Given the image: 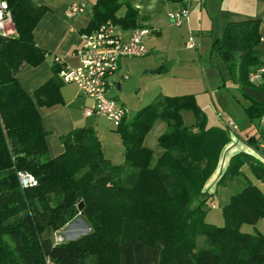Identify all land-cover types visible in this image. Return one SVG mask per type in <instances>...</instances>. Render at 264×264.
Listing matches in <instances>:
<instances>
[{
  "label": "trees",
  "instance_id": "1",
  "mask_svg": "<svg viewBox=\"0 0 264 264\" xmlns=\"http://www.w3.org/2000/svg\"><path fill=\"white\" fill-rule=\"evenodd\" d=\"M0 1L9 7L13 30L0 36V264H264V235L240 232L242 224L264 217V161L244 152L230 159L219 184L245 164L254 182L223 205L222 227L205 223L204 206L213 201L205 185L230 143V130L206 126L193 95H160L131 119L124 115L115 129L124 148L121 165L105 158L92 127L62 136L63 152L49 157L38 107L61 103L60 67L33 97L17 81L24 66L35 67L48 55L33 38L47 9L32 0ZM124 5L97 0L83 33L106 22L132 31L148 28L129 5L118 15ZM259 24H230L213 43L246 102L249 121L264 116V73L250 80L264 68ZM233 51L241 57L234 59ZM184 111L194 115L192 125L184 124ZM157 120L166 131L158 138L163 152L154 159L144 140ZM18 173L30 174L36 185L20 187ZM82 218L89 224L85 234L54 244L57 232Z\"/></svg>",
  "mask_w": 264,
  "mask_h": 264
},
{
  "label": "crops",
  "instance_id": "2",
  "mask_svg": "<svg viewBox=\"0 0 264 264\" xmlns=\"http://www.w3.org/2000/svg\"><path fill=\"white\" fill-rule=\"evenodd\" d=\"M32 1L47 9L33 31V38L37 47L47 51L48 55L42 63L35 67L24 66L17 75L19 86L31 97L37 88L52 78L56 56L68 67L78 65L74 51L82 44L83 31L89 24L93 5L97 0ZM71 3L83 4L85 10L76 19L68 20L65 12ZM126 5L136 11L141 26L152 30V33L143 39L147 54L141 58L148 57L146 61L154 59L156 72L162 74L164 78L167 77L166 85L162 87L164 95H193L202 110L211 108V105L215 108L221 106L223 110L227 109L237 116L239 122L237 128L243 130L244 135L236 133L231 130L232 127L223 123L232 132L230 143L224 148L218 167L204 189L205 193L213 198L211 205H215L214 195L217 192L219 178L222 177L230 159L241 152L258 155L257 145L253 146L252 144L257 139L258 142L264 140V132H260L262 128L259 119L249 121L246 118L243 111L246 102L238 94L237 86L230 81L227 67L214 50L213 43L223 38L228 25L259 20L261 40L257 49L260 59H264V0H188L185 3L179 0H125V5L118 10V15L121 10L122 14L120 15L125 13ZM183 8L188 10V19L180 27H175L168 15ZM120 29L124 38L131 31V29ZM189 41L194 44L193 48L184 47L185 43ZM126 59L131 58L121 59L117 72L126 67ZM123 60L125 61L123 62ZM57 79L60 80L59 76ZM228 84L234 85V93L229 90ZM110 86L109 83V89ZM185 90H190L191 94H183L186 92ZM59 92L61 103L52 107H38L42 126L47 134L48 155L51 158L63 152L61 137L77 128L92 127L96 130L101 143L100 127L95 119L102 116L84 114L85 110L92 106L91 99L83 95L75 84L63 83ZM85 99H89L91 104ZM183 113L181 114L183 115ZM227 120L233 122L232 118ZM254 121L258 125L256 133H252L253 131L249 133L250 123ZM105 158L112 157L107 155ZM243 168L248 169V166L245 164L241 171ZM247 180L254 182L248 178ZM214 183H217L215 188Z\"/></svg>",
  "mask_w": 264,
  "mask_h": 264
},
{
  "label": "rangeland",
  "instance_id": "3",
  "mask_svg": "<svg viewBox=\"0 0 264 264\" xmlns=\"http://www.w3.org/2000/svg\"><path fill=\"white\" fill-rule=\"evenodd\" d=\"M122 14V10L119 15ZM176 27V26H175ZM187 44V43H186ZM185 47V45H184ZM148 57L145 58H131L126 59V67L123 70L117 72L114 76L109 78V83L111 84L110 89H108L109 97H116L117 103L121 105L128 119H131L138 109L151 103L155 97L158 95H164L165 92L162 91V87H165L167 77H163L162 74H158L157 68H154V59L146 61ZM157 60V59H156ZM125 60H123L124 62ZM260 63L264 65V59H260ZM157 67V66H156ZM234 85L228 84V88L231 92H235ZM183 94H191L190 90H185ZM229 91V92H230ZM174 93V92H173ZM172 94V93H171ZM175 95V94H173ZM91 104L89 99H85ZM204 101L206 99L203 98ZM235 101V99H234ZM208 102V101H207ZM93 105V101H92ZM225 109V108H224ZM203 113L206 116V126L211 127H223L229 121L228 118H232L234 127L231 130L236 131V133L244 135L243 130L238 129L237 116L229 112V110H223V107L219 106L215 108L211 105V108L203 109ZM221 116V117H220ZM99 125V133L101 139V149L105 157L111 155L112 158H106L110 161L112 165H121L124 162V148L122 141L117 132H115L116 125L107 120L104 117L96 118ZM183 121L185 125H192L195 122L194 115L190 111H185L183 113ZM236 125V126H235ZM251 129L248 132L256 133L258 128L257 122L254 121L250 123ZM166 124L157 120L152 128L149 130L145 137V146L153 152L154 159H158L162 154V149L159 146L158 138L166 131ZM230 138H231V133ZM248 179L253 180L249 170L243 168L239 174H235L231 177L224 178L218 187L217 183H214V188L217 187V192L214 195L215 205H211L209 201L206 206H204L203 219L205 223L214 225L216 227H222L224 225L223 219V205H225L230 196L239 193L248 184ZM89 229L88 222L82 218L79 220H74L69 223L64 230L57 232L60 233L64 238V241L72 238L80 237L85 234ZM240 232L248 234H261L264 235V217H261L255 225L252 224H242L240 226ZM204 238L198 239V246H204ZM48 264H57L53 261H49Z\"/></svg>",
  "mask_w": 264,
  "mask_h": 264
},
{
  "label": "built area",
  "instance_id": "4",
  "mask_svg": "<svg viewBox=\"0 0 264 264\" xmlns=\"http://www.w3.org/2000/svg\"><path fill=\"white\" fill-rule=\"evenodd\" d=\"M169 1V0H165ZM188 0H182L187 2ZM85 7L80 3L68 5L65 16L68 20H73L84 13ZM174 26L180 27L188 19V10L183 8L168 15ZM121 29L110 23L101 25L93 33L82 35L81 46L74 51V56L78 60L76 67H68L56 56L54 63L60 67L59 78L64 84H75L83 95L93 101V105L86 109L84 114L89 116L95 114L112 121L116 126L122 121L125 112L117 100L109 97L108 78L117 72L119 62L123 58H141L147 54L143 45V39L152 33L149 28H138L131 30L124 38ZM12 30V17L9 7L5 1H0V36L10 35ZM186 48H193L192 42L185 43ZM264 73V68H259L250 76L254 81L259 75ZM233 122H228V127H233ZM260 127L264 129V116L260 118ZM257 153L260 160L264 161V140L258 142ZM20 187L27 188L36 185L35 179L28 173H18ZM64 237L60 233L54 236V244L64 242Z\"/></svg>",
  "mask_w": 264,
  "mask_h": 264
},
{
  "label": "water",
  "instance_id": "5",
  "mask_svg": "<svg viewBox=\"0 0 264 264\" xmlns=\"http://www.w3.org/2000/svg\"><path fill=\"white\" fill-rule=\"evenodd\" d=\"M231 55H232V57H233L234 59H238L239 57H241L242 53H240V51H233V52L231 53ZM80 203H81V202H80ZM81 205H82V204H80V208H81Z\"/></svg>",
  "mask_w": 264,
  "mask_h": 264
}]
</instances>
